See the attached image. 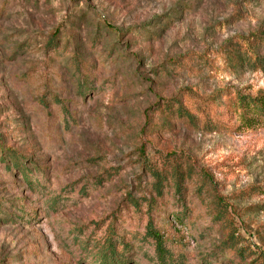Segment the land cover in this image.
<instances>
[{
	"label": "rangeland",
	"instance_id": "obj_1",
	"mask_svg": "<svg viewBox=\"0 0 264 264\" xmlns=\"http://www.w3.org/2000/svg\"><path fill=\"white\" fill-rule=\"evenodd\" d=\"M184 89L264 96V0H0V264H264V110Z\"/></svg>",
	"mask_w": 264,
	"mask_h": 264
},
{
	"label": "trees",
	"instance_id": "obj_2",
	"mask_svg": "<svg viewBox=\"0 0 264 264\" xmlns=\"http://www.w3.org/2000/svg\"><path fill=\"white\" fill-rule=\"evenodd\" d=\"M58 37V34L55 33L52 37V43L55 44V39ZM227 100L225 103L217 105L216 99L213 98H203L198 95L197 92L193 91L192 89H184L179 92L178 96L173 99L174 106L178 107V117L181 119L187 118L192 119L193 118V107L198 106H206L207 111L205 112L208 116H216L219 118V116H227L225 118H234L236 117L239 112L241 114H246L247 110L250 106H254L256 109H258V113L261 114V112L264 110V96L261 95V97H258L257 99H252L249 96H246L243 93H238L236 97L230 98L228 94ZM220 107V108H219ZM4 151L2 148L0 149V152L2 154L1 157L4 155ZM3 159V158H1ZM16 161V160H15ZM5 162V161H4ZM19 167V165H17ZM25 176H30V173H24ZM154 178L156 180V186L158 190L161 191L163 188V182H162V175L155 173ZM31 183V180H29ZM178 189L180 188V184H177ZM149 232L151 233L152 239L155 241L157 250L159 253L160 261L162 264H167V252L164 248V239L163 236L160 235L155 229H150ZM112 257L113 259L110 262V264H125L124 260L120 259L114 250V247L111 245L107 247V251L101 255L102 261H105L107 257Z\"/></svg>",
	"mask_w": 264,
	"mask_h": 264
}]
</instances>
